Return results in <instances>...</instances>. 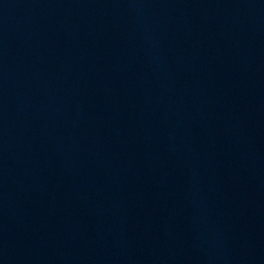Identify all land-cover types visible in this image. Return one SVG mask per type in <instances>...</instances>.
Wrapping results in <instances>:
<instances>
[{"label":"water","instance_id":"1","mask_svg":"<svg viewBox=\"0 0 264 264\" xmlns=\"http://www.w3.org/2000/svg\"><path fill=\"white\" fill-rule=\"evenodd\" d=\"M0 264H264V0H0Z\"/></svg>","mask_w":264,"mask_h":264}]
</instances>
